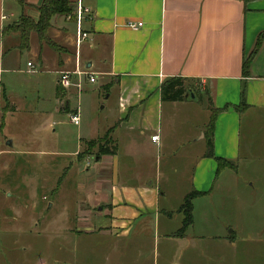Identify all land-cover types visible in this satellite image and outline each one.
Returning <instances> with one entry per match:
<instances>
[{
    "label": "crops",
    "instance_id": "obj_1",
    "mask_svg": "<svg viewBox=\"0 0 264 264\" xmlns=\"http://www.w3.org/2000/svg\"><path fill=\"white\" fill-rule=\"evenodd\" d=\"M42 2L0 0V166L15 145L2 135L1 119L15 113L18 102L6 94L2 76L25 71L38 76L34 93L42 102L44 118L53 120L55 114L69 119L78 114L80 118L75 125L78 146L74 160L63 169L50 197L74 171L80 176L79 199L62 210L58 202L50 200L45 207L51 210H43L50 223L45 237L63 239L50 260L55 263L56 252H63L58 263L70 264L73 237H77L70 224L61 227L57 219L64 223L95 220L102 233L112 231V239H135L148 232L154 217L164 223L160 249H154L155 264H264V247L241 248L236 243L238 230H247L242 223L248 220L247 209L253 207L254 198L235 202L229 198L232 187L249 192L254 185V192L264 176V43L250 77L242 75L243 60L264 32V0H75L76 6L81 3L91 11L89 19L78 26L56 16L48 31L54 47L32 33L29 50L20 51L19 35L3 30L22 16L36 22ZM129 23H142V27L132 30ZM80 31L87 33L83 41H78ZM28 63L34 66L32 72ZM76 69L92 75L95 82L81 76L77 78L80 89H63L58 84L60 73ZM177 77L185 80L188 90L203 94V99L196 96L197 101L163 102V82ZM242 90L248 107L238 113L235 107L240 104ZM208 98L222 110L214 127L215 156L234 164L243 158L250 160L255 168L248 181L253 183L241 184L243 170L238 171V166L217 173L215 160L204 157L211 117ZM99 109L106 112L102 121L97 115ZM107 134L115 152L92 161L86 156L87 161L80 163L85 142ZM156 135L158 141L153 142L151 138ZM35 154L30 151L29 155ZM161 154L167 161L173 160L170 171L160 168ZM176 160L187 167L176 169ZM191 191L205 193L193 201V216L208 204V217L218 214L222 220L211 222L210 234H195L193 223L184 236L174 237L181 227L174 232L168 223L175 221L181 226L183 215L178 209ZM173 192L177 193V208L169 201ZM219 195L223 199L217 201ZM233 207L240 228L232 225L235 221L230 217H224L222 210L227 208L224 211L229 215ZM48 214L52 217H46ZM7 216L12 224L3 228L11 232L12 240L19 236V221L13 211ZM42 222L43 218L38 225ZM34 227H25L22 235L36 239L38 236L30 233ZM85 231V238L94 237L92 227Z\"/></svg>",
    "mask_w": 264,
    "mask_h": 264
},
{
    "label": "rangeland",
    "instance_id": "obj_2",
    "mask_svg": "<svg viewBox=\"0 0 264 264\" xmlns=\"http://www.w3.org/2000/svg\"><path fill=\"white\" fill-rule=\"evenodd\" d=\"M13 13L16 15L15 12ZM74 15L75 13L63 18V20L76 24L77 11ZM85 19H89V16H86ZM23 63H25V60ZM37 78L38 76L25 71L10 72L2 76L6 94H12L18 102L16 104L17 111L1 119V123L4 124L2 135L14 141L15 145L12 154L5 157L3 164L1 163L0 166V264H37L39 261V263L60 264L58 262H61L63 252L60 254L56 252L55 263L50 260V257L55 247L62 246L63 239L53 237L48 240L45 237V230H50V223L44 218V211L48 213L51 210V208L46 209L45 204L53 200L59 203V208L62 210L64 206L71 205L73 200L80 195L77 187L80 184V176L73 171L70 179L64 180L61 183L60 190L53 194L52 199L50 198L52 190L57 187V180L62 176L63 169L67 167L69 162L74 160L72 155L76 152L78 146V127L70 123V119L64 114H55L53 120L43 117L40 113L43 110L41 107L42 102L39 103L34 93ZM49 79L52 80L53 78L49 77ZM105 114L106 112L101 109L97 113L101 121ZM89 144H93V146ZM112 144L109 134L88 141L83 145L78 160L83 163L85 157L88 156L87 158H90L88 160L92 161L94 157L101 156L102 152L110 151L113 148ZM4 150L7 151L6 148ZM30 151L36 152V154L34 156L29 155ZM159 161L162 170L170 171L173 168V160L167 161L162 154ZM174 165L176 169L187 167H182V161L180 160H176ZM235 165L238 166V171L243 170L241 184L253 183L248 181L249 175L252 173L251 169L255 168L251 161L243 158ZM74 166L73 163L72 167ZM188 168L190 167L188 166ZM162 177L164 178V176ZM260 179L259 185L257 183L258 190L256 189L254 192V185V189L248 188L249 192L232 187L229 198L233 199V202L239 198H254L253 207L247 209L248 220L242 223L246 225L247 233H241L238 230L237 247H264V176ZM222 199L223 196H217V201ZM176 200L177 193L173 192L169 201L174 208L178 207ZM224 210H227V208H224ZM224 210H222L224 217H230L228 219L235 221L236 208L233 207L229 215ZM12 211L19 221L20 227L17 231L19 236L16 235L10 240L12 234L10 231L5 230L3 225L11 226L12 219L7 216V213ZM206 212H209L208 204L198 209L197 217L194 214L193 225L195 229L193 232L195 234H210L211 222L218 218L222 220L220 215L209 214L208 217ZM171 214H174V212ZM46 217L51 218L52 216L48 214ZM42 218L44 222L38 225ZM73 219L74 216L71 217V220ZM61 220L57 219L56 223L61 227H67L70 224L69 227L72 229L73 234L75 233L77 236L76 238L73 237L70 264H155L157 255L154 253V249H160V242L163 240L164 223L162 220L160 222L154 220V217L151 223L148 224V232L135 239H112L110 237L112 231L109 229V233H102L103 231L97 227L95 220L90 223L75 221L70 223L65 221L64 223L63 221L60 222ZM177 220L180 221L181 216ZM240 223L235 221L232 225L240 228ZM168 224L169 229L174 232L181 227L180 224L177 226L175 221ZM17 225L18 223L16 227ZM33 226L35 227L32 228L30 233L34 237H38L35 239L31 235L29 237L28 235L27 237L23 236L25 235V227L31 228ZM89 227L94 229V237L85 238V230ZM12 230L16 231L17 229L13 228ZM85 240L88 241L81 244ZM198 247L200 246L198 245ZM250 257V255L246 256V258ZM159 261L160 254L157 263Z\"/></svg>",
    "mask_w": 264,
    "mask_h": 264
},
{
    "label": "trees",
    "instance_id": "obj_3",
    "mask_svg": "<svg viewBox=\"0 0 264 264\" xmlns=\"http://www.w3.org/2000/svg\"><path fill=\"white\" fill-rule=\"evenodd\" d=\"M76 8L75 0H43L41 5L37 8L38 11V20L35 22L33 19L27 16H22L20 19L9 26L8 28L3 30L5 32H15L19 35L20 38V51L29 50L30 44V35L32 33L37 34L40 41L49 44L54 47V43L48 37V31L51 27V20L56 16L67 17L74 14ZM264 43V32L260 33L256 39L254 49L252 52L243 60L242 63V75L244 78L250 77L251 66L259 52L261 45ZM188 91V88L185 85V80L182 78H171L163 82L161 86V100L163 102H181L185 99V94ZM196 92V91H195ZM194 93V91H193ZM195 96L202 98L200 92L194 93ZM247 104L245 101V91L241 92V101L238 106L235 107V110L238 113H242L247 109ZM207 108L211 112L210 121L207 126V131L205 132L206 139V152L204 157L215 160L217 163V173H220L224 169L236 170V165L226 159L218 158L214 154V127L215 121L219 113L222 110L217 109L212 104L210 98L207 99ZM226 110V108L224 109ZM86 144V142H85ZM93 146V144H89ZM115 152V147H113L110 151L102 152V154H113ZM205 193L191 191L188 193L178 212L183 215V221L181 224V228L175 233L174 237H182L186 233V231L193 224V201L196 198L204 196Z\"/></svg>",
    "mask_w": 264,
    "mask_h": 264
},
{
    "label": "built area",
    "instance_id": "obj_4",
    "mask_svg": "<svg viewBox=\"0 0 264 264\" xmlns=\"http://www.w3.org/2000/svg\"><path fill=\"white\" fill-rule=\"evenodd\" d=\"M76 11H77V25L80 26L81 22L85 19L86 16H91V11L87 8H84L81 3H78V5L76 6ZM76 11L74 12L76 15ZM74 15V16H75ZM128 27L132 30H138L139 28L142 27V23H129ZM87 38V33L80 31L79 34V40L78 41H83ZM27 66L30 68L31 72L34 68V66L31 63H28ZM88 77L89 82L94 83L95 82V78L88 74L85 71L82 70H74L72 72H61L59 75V79H58V84L63 88V89H70L72 87H76L78 89L81 88L80 86V82L77 81V78L79 77ZM77 81V82H75ZM70 121L72 124L74 125H78L80 123V118L78 114H72L70 116ZM151 140L153 142H157L158 141V136H153L151 138Z\"/></svg>",
    "mask_w": 264,
    "mask_h": 264
},
{
    "label": "water",
    "instance_id": "obj_5",
    "mask_svg": "<svg viewBox=\"0 0 264 264\" xmlns=\"http://www.w3.org/2000/svg\"><path fill=\"white\" fill-rule=\"evenodd\" d=\"M185 100L186 101H197V98L191 90H188L185 94Z\"/></svg>",
    "mask_w": 264,
    "mask_h": 264
}]
</instances>
